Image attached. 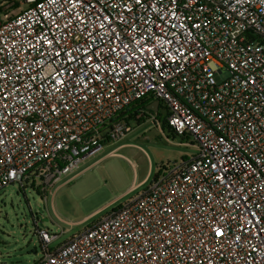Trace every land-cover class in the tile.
I'll return each instance as SVG.
<instances>
[{"label":"built area","instance_id":"obj_1","mask_svg":"<svg viewBox=\"0 0 264 264\" xmlns=\"http://www.w3.org/2000/svg\"><path fill=\"white\" fill-rule=\"evenodd\" d=\"M18 9V11H16ZM0 191L64 175L160 99L196 154L36 264H264V0H0ZM228 75L217 79L216 75ZM143 108L137 118L156 114ZM158 121V122H157Z\"/></svg>","mask_w":264,"mask_h":264},{"label":"rangeland","instance_id":"obj_2","mask_svg":"<svg viewBox=\"0 0 264 264\" xmlns=\"http://www.w3.org/2000/svg\"><path fill=\"white\" fill-rule=\"evenodd\" d=\"M2 13L3 10L0 16ZM227 75L225 71L216 78ZM165 113L163 104L156 114L158 123L150 113L131 121L123 140L105 142L101 150L87 156L73 173L62 176L52 189L35 180L26 188L11 184L1 190L0 264H33L40 258L37 223H44L51 232L59 234L51 245L57 246L141 193L164 166L196 154L195 140L173 134L164 121ZM124 142L131 144L117 147ZM113 150L114 153L108 154ZM97 159L100 160L87 167ZM83 168L85 170L61 185ZM149 171L150 180L140 183ZM134 184L137 185L129 189ZM112 199H115L112 203L93 213Z\"/></svg>","mask_w":264,"mask_h":264},{"label":"trees","instance_id":"obj_3","mask_svg":"<svg viewBox=\"0 0 264 264\" xmlns=\"http://www.w3.org/2000/svg\"><path fill=\"white\" fill-rule=\"evenodd\" d=\"M147 105H148L147 100L135 102V103L131 104L130 106H128L123 111H121L117 115V119L125 120L128 124H130L131 121L136 120L137 114L139 113L140 109H143V108L146 109ZM137 119L139 120L141 118H137ZM170 130L172 131L173 134H175L171 128H170ZM154 178H156V177H154ZM148 180H150V178H148ZM33 264H36V262H34Z\"/></svg>","mask_w":264,"mask_h":264},{"label":"crops","instance_id":"obj_4","mask_svg":"<svg viewBox=\"0 0 264 264\" xmlns=\"http://www.w3.org/2000/svg\"><path fill=\"white\" fill-rule=\"evenodd\" d=\"M123 139H124V138H123ZM123 139H121V140H123ZM121 140H120V141H121ZM130 144H131V143H129V142H124V143H121L120 145H118L117 147H122V146L130 145ZM112 153H114V150L111 151V152H109L108 154L111 155ZM102 158H103V156H102L100 159H102ZM100 159H97V160H95L94 162L90 163L87 167H90V166H92L93 164L97 163ZM87 167H85V168H87ZM85 168L81 169L80 171H78L77 173L71 175L70 177H67V178L61 183V185H62V184H65L66 182H68V181H70V180H72V179H73L75 176H77L80 172H82L83 170H85ZM149 176H150V171H149V173L145 176V178L142 179V181H140V183H141V182H146V181L148 180ZM137 184H138V183H137ZM137 184H134V185L131 186L129 189H133ZM129 189H128V190H129ZM114 200H115V199H112L111 201H108V202L104 203L102 206H100L99 208H97L93 213H95V212H97V211L103 209L104 207H106L107 205H109L110 203H112ZM93 213H90V216L93 215ZM90 216H88V217H90ZM42 225H44V223H43Z\"/></svg>","mask_w":264,"mask_h":264},{"label":"water","instance_id":"obj_5","mask_svg":"<svg viewBox=\"0 0 264 264\" xmlns=\"http://www.w3.org/2000/svg\"><path fill=\"white\" fill-rule=\"evenodd\" d=\"M160 102H161L160 99H156L153 102L148 103L147 109L154 112V113H157L159 110ZM41 224H43V223H41Z\"/></svg>","mask_w":264,"mask_h":264}]
</instances>
